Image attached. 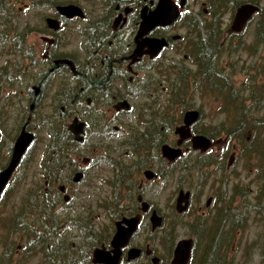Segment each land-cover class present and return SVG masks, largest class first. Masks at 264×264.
I'll list each match as a JSON object with an SVG mask.
<instances>
[{"label": "flooded vegetation", "instance_id": "obj_1", "mask_svg": "<svg viewBox=\"0 0 264 264\" xmlns=\"http://www.w3.org/2000/svg\"><path fill=\"white\" fill-rule=\"evenodd\" d=\"M169 1L176 6L177 16L138 36L142 12L154 10L159 0H53L45 27L19 26L29 30L24 43L31 53L21 56L15 90L20 102L26 98L32 103L27 105L30 113L25 111L18 131L10 136L0 170L9 161L21 128L34 137L0 191V200L20 177L34 145L43 180L36 182L35 191L11 217V232L23 241L3 242L0 264H20L31 256L41 264H106L94 259V250L112 253L115 220L136 213L140 214L137 227L115 264H172L180 238L192 242L186 264H243L234 256L239 250L233 249L245 219L235 208L239 199L240 204L248 200L249 191L261 228L254 238L261 241L255 253L264 264V59L259 62V50L264 49V0ZM65 3L78 5L82 15L61 14L56 5ZM47 16L56 18L58 27H49ZM177 21L187 34L176 31ZM33 31L40 32L43 51L29 41ZM71 39L78 41L75 49L67 47ZM155 40L160 47L153 52L148 46ZM234 44L236 50L251 54L235 64L242 75L239 81L235 73H227L223 61V48L235 49ZM165 51L172 53L165 56ZM162 63L172 65L169 76L168 67L164 69V79L159 75L164 74ZM196 82L212 93L207 109L222 114L219 120L203 123L204 110L199 103L192 105L199 89ZM136 96L143 100L134 105ZM121 101L127 106H117ZM188 110L197 114L187 124ZM181 125L186 132L176 131ZM195 135L208 138L210 144L202 149ZM163 145L179 149L178 155L169 160ZM101 166L110 169L109 196L98 206L114 209L107 228L99 214L73 201L86 183L96 186L88 175ZM235 166L239 174L249 171L254 187L223 188V175ZM171 179L170 208L177 216V230L185 231L176 239L172 227H167L165 212L153 195L149 197L153 187L166 189ZM180 190L188 192V203L178 211ZM142 201L148 203L146 210L141 209ZM153 210L161 216V224L155 227L150 219ZM132 246L140 253L128 258Z\"/></svg>", "mask_w": 264, "mask_h": 264}, {"label": "rangeland", "instance_id": "obj_2", "mask_svg": "<svg viewBox=\"0 0 264 264\" xmlns=\"http://www.w3.org/2000/svg\"><path fill=\"white\" fill-rule=\"evenodd\" d=\"M50 1L53 0H5L6 6L9 7V13L11 22L13 24H18L19 26L24 23H28L29 25H37L40 27L44 26V17L52 12V7L48 6ZM79 3H87V0H76ZM4 18V17H3ZM2 18V19H3ZM73 24H77V21H75ZM181 21L176 22L177 29L176 31L180 33L187 34L188 31L185 26L181 27ZM46 29V28H45ZM39 31H33L29 36V41L33 43L35 49L37 47H41V51H43L44 48V42L40 39ZM186 38V37H185ZM76 44H78V41L72 42L67 46L70 49H75ZM227 46L230 44H226ZM236 45V44H234ZM240 47H238L239 49ZM237 45L235 49H229L223 48V61L227 64V70L229 72L235 73V80L239 81L242 78V75H240L237 72V67H235V64L245 57H251V54H249L246 50H236ZM185 51V50H184ZM237 51V52H236ZM172 53V51H165L164 55L168 56ZM259 62H261L262 59H264V49L259 50ZM7 57H14L13 54H3V56L0 58V61L4 60V58ZM232 64V65H229ZM185 67L186 65L183 64ZM188 65L189 62H188ZM229 65V66H228ZM172 66V65H171ZM171 66L169 67L168 64L160 65L162 71L166 67H168V72L166 73L169 76V73L171 72ZM233 67V68H232ZM240 69V67H239ZM160 73V72H159ZM157 74V73H156ZM173 74V73H172ZM160 77H164V74H159ZM175 77L174 75H170V78ZM164 79V78H163ZM191 79V78H190ZM170 81V79H169ZM199 86V89L196 90L193 98H192V105L196 106V103H199V105L204 110V122H213L215 120H219L222 114H218L217 112H208L207 109L208 106L211 105L210 98L212 93H209L210 91H206L203 89L200 85V82H196ZM204 83V82H203ZM177 84L182 85L180 81L177 82ZM205 86V83H204ZM2 87V86H1ZM0 87V158L4 160V153H6V149L8 145H10V136L14 135L15 132L18 131V124L21 120H23V115L25 111L27 113H30L29 106L30 103H32L30 100L26 99L24 101H19V97L16 94V90L8 91L7 89H1ZM206 88V87H205ZM200 90V91H199ZM143 100V97L136 96L134 98V105L136 103ZM215 100V99H214ZM215 105H220L218 100H215ZM213 105V104H212ZM208 112V113H207ZM34 148V149H33ZM2 152V153H1ZM6 159L4 160V162ZM24 168L22 170V173L20 174L19 178H16L13 180L12 183L9 184L5 192L3 193L2 199L0 200V252L3 248V242L5 241H13L14 244L16 243H22V237L17 235V233L11 232V226L9 225V221L11 220V217L15 215V213L19 210V207L21 206V203L27 200L28 194L32 193V191H35V186L37 181H42L43 179L40 178L38 174V166H39V160L37 156V149L34 145L31 149V153L28 157V159L24 163ZM247 166V165H246ZM110 177V169L105 166L100 167L99 169H95L91 171V174L88 175V181L93 183H97L95 187H86L85 190H79V193L77 194V197L73 200L76 203H82L83 206H85V210L87 211H93L94 213L99 214V221L105 225L107 228V225L110 223V210L103 208V206H98V203L102 202L104 198L107 197L108 194V179ZM227 177V178H226ZM227 179V181L225 180ZM175 180V179H174ZM252 181V182H251ZM220 181V185H222ZM214 184H218V181H214ZM235 184L238 187L246 186L249 188L254 187V182L252 180V177L249 176V171L247 169H244L240 174L238 172L237 166L233 168L232 171H226V173L223 175V188L225 186H235ZM172 179L169 180L168 186L166 189H158L157 191H154L155 187H153L152 192L149 194V197L153 195L154 200L157 201V204L161 207L162 211L165 212L166 218L168 221L167 227H172V233L174 239L182 237L185 233L184 230L180 229L177 230V216L174 214V212L170 208V204L172 202ZM171 193V194H170ZM111 194V193H110ZM109 196V194H108ZM247 201L245 203H241V199H239V202L237 203V207L235 208L236 211L243 212V218L245 219L244 223V229L242 232V235L237 238V242H235L234 249L233 250H239L237 254H235V258L241 261H243V264H261L259 260V255L255 253V250H259V244L261 246V241L254 240L255 237L258 238V233L260 231V224H258V216L257 212L254 210L256 208L253 207V194L251 191H249ZM235 203V201H234ZM245 210V211H244ZM114 213V212H113ZM257 221V222H256ZM167 244V243H166ZM158 245L160 248H164L165 245H163L161 242H158ZM19 251H21V247H18ZM247 255V257H250L248 259L243 258V253ZM239 254V255H238ZM239 257V258H238ZM20 264H41L37 256H31L29 259H25L20 262ZM135 264H141V262H136Z\"/></svg>", "mask_w": 264, "mask_h": 264}, {"label": "water", "instance_id": "obj_3", "mask_svg": "<svg viewBox=\"0 0 264 264\" xmlns=\"http://www.w3.org/2000/svg\"><path fill=\"white\" fill-rule=\"evenodd\" d=\"M56 9L61 14H65L67 16L73 14L82 15L81 8L74 3L57 4ZM151 11L148 13L142 12L141 14L142 20L138 28L137 36L139 34H143L147 32L150 28H152L156 24H165L167 22H170L177 16L178 13L176 6H174L169 0H159L155 9ZM45 21L49 27H54V28L58 27V20L52 16H47L45 18ZM159 43L160 41L155 40L148 47L151 48L153 52H156V50L160 47ZM138 50L136 49L135 52H139ZM120 105L126 107L127 103L125 101H121L117 106ZM196 114L197 112L195 110H188L185 115V122L188 124V122H190L196 117ZM184 127L185 125L179 126L176 128V131L182 132V130L185 129L186 132V127L185 128ZM71 128L74 132H77L78 127L75 124H73ZM33 137L34 135L31 132L27 131L24 127L21 128V130L16 135L15 140L13 142L9 161L7 165L0 170V191L5 186L10 175L12 174L16 165L18 164L22 154L25 152L29 143L33 140ZM193 139L194 140L196 139L198 141V143L196 144L200 146L202 149H205L210 144L208 138L200 135L193 136ZM162 152L165 156H167L169 160H172L178 155L179 149L167 145H163ZM137 198L139 200L141 199L139 195L137 196ZM182 201H184V204H181ZM187 203H188V192L180 190L176 198V209L178 211L185 209ZM147 208H148V203L146 201H142L141 209L146 210ZM139 218H140V214L136 213L130 216H122L121 218L115 220L114 222L115 231L110 239V243L112 246L111 249L112 253L104 250V248H96L93 252V256L95 255L94 259L102 260L105 263L107 262L106 264H115L120 258L121 248L125 244H127L129 236L136 229L137 224L139 222ZM150 219L153 227L161 224V216L157 214L155 210L152 211ZM191 243L192 242L190 238H180L175 242L173 248V255L171 258L172 264L187 263L190 254ZM139 253H140V248L132 246L128 249V258L136 257L139 255ZM97 254H100V256L101 255L102 256L96 258ZM155 259L156 258L153 257L154 261H156ZM154 264H156V262H154Z\"/></svg>", "mask_w": 264, "mask_h": 264}, {"label": "trees", "instance_id": "obj_4", "mask_svg": "<svg viewBox=\"0 0 264 264\" xmlns=\"http://www.w3.org/2000/svg\"><path fill=\"white\" fill-rule=\"evenodd\" d=\"M50 3L52 4L53 1H50ZM189 27L192 28L191 20ZM28 31L27 28H20L19 25L11 23L9 7L6 6L5 0H0V58L3 54H13L15 56L13 58L7 57L0 61V87L2 86V90H14L17 84L20 83L16 79L15 74L16 72L18 73L21 66L22 54L26 56L31 53L29 47L24 43L29 33ZM110 203L112 204L113 200ZM110 210L114 211V209ZM27 225L29 228L31 227V224Z\"/></svg>", "mask_w": 264, "mask_h": 264}]
</instances>
